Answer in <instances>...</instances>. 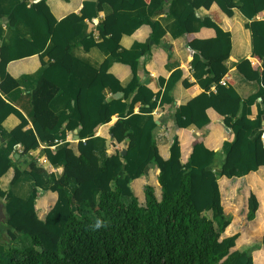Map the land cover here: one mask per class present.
I'll return each instance as SVG.
<instances>
[{
    "label": "trees",
    "instance_id": "trees-1",
    "mask_svg": "<svg viewBox=\"0 0 264 264\" xmlns=\"http://www.w3.org/2000/svg\"><path fill=\"white\" fill-rule=\"evenodd\" d=\"M118 1H86L80 13H71L61 20L53 15L47 0H21L8 14L0 3V20L6 17L9 25L15 26L23 19L33 32L32 39L21 37L16 45L1 48L0 88L17 87V81L7 71L11 61L40 54L50 39L54 43L49 54L51 60L43 62L44 74L32 90L33 128L25 129L28 119L0 94V132L10 114L20 119V124L11 131V146L0 150V197L5 198L7 215L6 224L0 223V234L3 230L10 240H16L18 233L30 239L29 245L10 244L3 253L0 250V264H255L251 251L238 247L241 233L236 223L239 220L244 223L241 206L245 205L247 224H250L246 234L253 231L261 201L245 183H239L241 199L236 194L231 196L236 205L231 208L233 218L226 210L219 181L223 177L235 180L264 169V130L261 129L264 127V0L172 1L171 6L177 7L173 13L179 33L186 37L191 52V70L206 77L204 91L177 109V131L167 155L160 151L156 139L159 127L156 117L166 113L174 103L172 92L184 70L177 69L168 79L158 78V83L165 86L161 95L141 81L138 72L141 56L133 55L121 44L123 35L133 34L144 24L152 28L150 38L157 31L153 20L131 19L121 10H135L149 4L163 6L167 2ZM105 2L113 4L114 12L103 19L100 40L91 36L85 47L108 49L129 65L133 78L126 86L109 72V60L96 69L71 52L73 40L83 31L84 20L94 18ZM213 4L228 17H233L237 8L248 19L245 27L251 34L255 61L244 58L234 65L248 83L257 85L255 92L246 98L236 89L227 65L232 50L231 32L212 17L201 19L197 15L196 10L202 7L209 10ZM153 45L150 43L143 55L151 56ZM145 72L149 73L147 69ZM183 85L193 93L197 82L183 78ZM59 90L69 92L72 101L65 111L56 114L50 104ZM119 92L124 96L108 99ZM159 97L163 106L159 115L150 116L142 125L141 112H153ZM138 103L142 104L140 113H134ZM247 104V114H256L253 119L243 112ZM209 110L218 115L219 126L213 125ZM114 115L119 118L111 126L110 134L116 144L126 146L127 153L123 155V149L117 148L101 160L97 155L95 129L109 123ZM192 125L199 129L210 126L209 132L197 139L188 129ZM76 129L77 151L70 143L56 151L46 149L52 163H64L60 178L53 175L45 178L40 171H29L35 187L26 199L1 188V177L10 168H14L11 184L27 173L10 154L15 144H21L23 153L29 154L41 143L54 146ZM256 130H260L259 134L252 141ZM220 153L224 156L219 161ZM151 169L157 170L158 191L151 184L134 191L131 183L146 178ZM72 179L77 188L70 193ZM50 181L52 184L46 187ZM39 188L58 194L45 220L39 218L35 205ZM142 196L144 204L140 202ZM260 196L264 209V190ZM126 198L128 202L124 201ZM260 245H264V235Z\"/></svg>",
    "mask_w": 264,
    "mask_h": 264
},
{
    "label": "crops",
    "instance_id": "crops-1",
    "mask_svg": "<svg viewBox=\"0 0 264 264\" xmlns=\"http://www.w3.org/2000/svg\"><path fill=\"white\" fill-rule=\"evenodd\" d=\"M21 0H0L4 11L8 14L13 7ZM38 1V0H31ZM98 2V0H47V3L51 9V12L56 19L61 20L71 13H80L84 2ZM120 2L126 1L133 3L135 0H119ZM118 1V3H120ZM164 1V0H163ZM166 5L158 6L155 4H149L146 6L139 7L133 10H121L131 19H151L157 24V31L150 38L152 28L150 25L144 24L138 28L131 35H123L121 44L124 48L128 49L133 55L139 58V76L141 81L150 86L155 92H164L165 86H161L158 83L159 77H165L168 79L170 75L177 69H183L184 74L181 80H179L172 92L174 97V103L169 106V110L156 117V122L159 125L156 130V139L163 155L168 154L169 146L176 134L177 126L175 123V113L177 109L184 104H187L193 97L204 91L205 74L201 76L200 71L194 72L191 70L189 61L191 60V52L186 46V37L181 35L178 30V20L175 17L173 11L177 8L172 5L173 0H165ZM239 3V0H236ZM114 6L110 2H105L102 9L98 11L97 15L92 19H86L83 22V31L80 36L73 40L72 54L87 63L88 65L99 69L105 60H109V72L114 74L121 80L123 86H126L133 78V72L129 65L121 62L118 57L114 56L110 50L101 49L98 46H93L90 49H86L88 46V39L94 36L97 41L100 40L99 33L103 30V19L106 16L113 14ZM197 15L203 19L206 16L212 17L217 23H219L225 30L230 31L232 34V50L231 58L227 61L228 67L231 69V75L235 80V87L242 97L246 98L250 94L254 93L257 85L255 83H248L239 73H237L234 65L237 61L244 58H249L252 61L255 59L252 57V45H251V34L250 31L245 27L248 19L245 18L239 9H235L233 17H228L221 9L213 4L211 8L205 9L200 8L196 10ZM33 32L25 20L20 19L15 26L9 25L6 17L0 20V50L3 46H14L18 42L19 38L32 39ZM152 43L153 48L151 56L143 55L145 51L149 49V44ZM54 47L53 41L50 39L46 45V48L40 53L32 56L24 57L21 59L11 61L7 66L9 75L17 81V87L11 90H3L0 88V94L6 102L10 103L18 110H20L24 116L28 119L29 124L25 129L33 128L34 121V110L32 106V90L35 84L41 79L45 71L43 62H50L49 56L50 51ZM170 55V56H169ZM146 67V68H145ZM147 69V72H145ZM87 75L90 73L87 72ZM183 78H188L190 82H197L195 92H191V89H187L183 85ZM149 79V82H147ZM215 90V87L212 88ZM108 92V91H107ZM120 93V92H119ZM123 93V92H121ZM114 95H109L108 99H112ZM124 96L118 97L121 98ZM161 98L157 100V107L151 113L141 112V124L149 119L150 116H158L160 110L163 108L160 104ZM72 101L69 92L59 90L51 101L50 107L56 113L60 114L67 109L68 104ZM129 101V99L127 100ZM142 104L138 103L135 106L134 113H140ZM249 110V104L246 105L243 112L246 114ZM209 114L213 120V125H218L219 117L213 111L209 110ZM250 118H255L256 114H247ZM119 115H114L109 123L99 125L95 129V138L97 139L98 149L97 155L101 160H104L107 156L112 155L117 148L124 149V144H116L115 140L110 134L111 126L118 120ZM20 124V119L15 114H10L3 122L2 129L0 132V150H7L11 145L12 139L11 131ZM264 125V121H263ZM209 127L197 128L194 125L188 129L197 139L205 137L209 132ZM264 130V127L261 128ZM260 130L253 132L251 140H255ZM76 135L78 139H75ZM233 138V135L231 136ZM111 141V146L107 145V141ZM79 141L78 130L67 133L65 140H59L54 146H48L41 143V146L35 150H31L29 154L23 153V146L21 144H15L11 155L18 160V165L25 169L27 173H23L16 183L11 184L14 177V168H10L1 177V188L4 191L10 190L15 196L20 198H28L35 187V179L28 173L31 170L40 171L43 177L48 178L50 175L60 178L64 171V163H52L49 160L46 149L56 151L70 143L71 146L77 151V143ZM224 154H219V161L223 159ZM151 169L149 173L152 171ZM157 172V170H156ZM148 176H146L147 178ZM146 178H140L134 180L131 183V187L136 192L143 189L145 184H148ZM224 179H227L223 177ZM221 178L220 180L222 181ZM234 180V179H231ZM247 185V187L254 191L259 200L261 201V207L258 211L256 219V225L253 231L247 233V237L255 239L259 235L260 242L264 235V209H262L261 193L264 190V169L260 171H251L249 174L237 178ZM136 184L133 186V184ZM219 183H221L219 181ZM52 181L46 185L49 187ZM232 186V184H231ZM77 188V183L74 179L71 180L68 190L73 193ZM232 188V187H231ZM58 199L57 192L50 189L39 188V195L35 200L37 213L40 219L45 220L50 209L55 205ZM0 203L5 206V198L0 197ZM25 235L18 233L16 240H11V245L15 246V243L23 241L25 246L30 244V239H24ZM256 236V237H255ZM5 237H9L6 231L0 234V245L3 246L1 240ZM9 239V238H8ZM254 241L247 240L246 245H253ZM259 247V248H258ZM257 248V249H255ZM251 253L254 258L255 264H264V245H257L251 247Z\"/></svg>",
    "mask_w": 264,
    "mask_h": 264
},
{
    "label": "rangeland",
    "instance_id": "rangeland-1",
    "mask_svg": "<svg viewBox=\"0 0 264 264\" xmlns=\"http://www.w3.org/2000/svg\"><path fill=\"white\" fill-rule=\"evenodd\" d=\"M156 175H157V172H156V169L152 170L149 174H148V177L146 178L147 179V183L148 184H151L155 187L156 191H158V187H157V183H156ZM220 182L224 183V187L226 186L227 188L224 189L222 188V184L220 183V186H221V189H222V194H223V199H224V203H225V207H226V210L227 212H229V216H232L234 218V212L231 211V208H233L234 206H236L234 204V201L233 199L231 198L232 194H236L238 195V197H240L241 199V196H242V191L240 190L239 187H241L239 185V183H241L242 181L240 180H230V179H222V181L220 180ZM243 183V182H242ZM232 184V186H231ZM232 187V188H231ZM243 188V187H242ZM224 189V190H223ZM244 189V188H243ZM233 192V193H232ZM125 202H128L129 199H124ZM142 204H144L145 202V199L144 197L142 196V200L140 201ZM238 205V204H237ZM237 209V207H236ZM241 209L243 210L242 211V219H243V222L246 223V224H242L241 223V220H239L237 223H236V227L239 229L240 233H241V237H240V241H239V248L241 250H247V251H251V247H256L257 245H260V239H259V235L258 237H256L255 239H250L247 237V234H246V230H247V227L250 226V224L248 223L247 224V219H246V214H245V205L241 206ZM230 210V211H229ZM207 216L209 217H212V213L211 212H207L205 213ZM25 237V236H24ZM9 238V237H8ZM5 239V237L2 238L1 242L2 244H5L3 246L0 245V250L4 251L5 247H7L8 245L11 244V240L10 238L9 239ZM24 239H27V237H25ZM249 241V240H252L254 241L253 245H246V241ZM25 242L23 241H20V242H17L15 243V246H18V247H23L25 246ZM238 248V249H239ZM259 248V247H258ZM257 249V248H255Z\"/></svg>",
    "mask_w": 264,
    "mask_h": 264
},
{
    "label": "water",
    "instance_id": "water-1",
    "mask_svg": "<svg viewBox=\"0 0 264 264\" xmlns=\"http://www.w3.org/2000/svg\"><path fill=\"white\" fill-rule=\"evenodd\" d=\"M147 82H149V79H147ZM122 95H123V93L120 92V93H116L113 97L114 98H118V97H120ZM111 136H112V134H111ZM75 139H78L77 135H76ZM107 145L109 147L111 146V141L110 140L107 141ZM126 153H127V149L124 148L122 150V154L126 155ZM6 218H7V215H6V212H5V206H4L3 203H0V223L6 224Z\"/></svg>",
    "mask_w": 264,
    "mask_h": 264
}]
</instances>
